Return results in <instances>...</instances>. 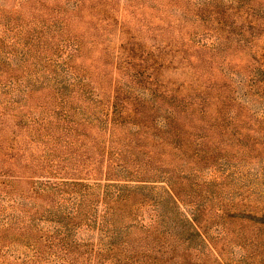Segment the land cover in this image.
Masks as SVG:
<instances>
[{
	"label": "rangeland",
	"instance_id": "1",
	"mask_svg": "<svg viewBox=\"0 0 264 264\" xmlns=\"http://www.w3.org/2000/svg\"><path fill=\"white\" fill-rule=\"evenodd\" d=\"M0 264H264V0H0Z\"/></svg>",
	"mask_w": 264,
	"mask_h": 264
}]
</instances>
